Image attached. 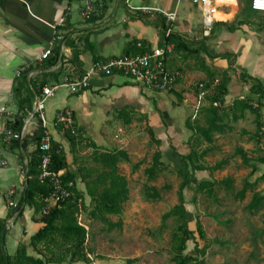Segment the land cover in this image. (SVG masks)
Segmentation results:
<instances>
[{
	"label": "crops",
	"instance_id": "obj_1",
	"mask_svg": "<svg viewBox=\"0 0 264 264\" xmlns=\"http://www.w3.org/2000/svg\"><path fill=\"white\" fill-rule=\"evenodd\" d=\"M249 1L215 0L214 23L204 34L205 11L200 0H95L87 19L80 14L82 0H0V107L11 112V119L22 116L25 138L24 147L13 139L3 141L8 121L0 116V219L12 208L7 204V191L15 190L17 203L26 184L22 160L28 161L36 146L32 140L39 123L35 104L36 97H43L39 88L42 81V88L58 85L53 95L45 97L42 125L66 154L65 169L76 172L77 186L82 191L85 188L78 168L91 164L89 155L95 149L120 148L135 163L139 160L134 154L142 156L151 133L159 141L161 160L172 163L171 145L179 153H186L184 146L192 134L187 119L193 114L196 97L193 84L207 83L211 76L219 79L227 72L229 80L223 100L235 102L242 100L241 96H257L249 87L256 81L264 89V12L249 8ZM162 12L175 14L171 32L182 43L179 49L170 44L172 50L165 60L168 69L181 73L173 89L157 91L137 84L119 71L104 75L91 70L96 59L124 54L133 44L141 43L146 50L161 45V21L166 24ZM62 17L64 23L59 26ZM66 35L68 40L63 38ZM49 45L51 53L56 46L60 51L51 64L46 63L51 54L41 58ZM72 45L79 51L80 72L72 70ZM17 69L21 75L16 74ZM77 72L87 74V85L71 93L64 82L73 80ZM29 91L34 93L31 109H19V99ZM206 104L205 98L203 107ZM64 108L72 111L77 136L82 138L75 146L54 121L55 114ZM260 113L264 118V106ZM246 116L244 113L239 117L231 131L214 134L213 139L231 134ZM251 138L252 133L246 139ZM127 163L120 162L119 170L128 178L131 166ZM84 199L89 204L86 194ZM38 217L29 206L19 216L13 213L8 217L4 244L9 254L15 252L19 243H29L30 236L40 227ZM27 250L33 253L31 247Z\"/></svg>",
	"mask_w": 264,
	"mask_h": 264
},
{
	"label": "trees",
	"instance_id": "obj_2",
	"mask_svg": "<svg viewBox=\"0 0 264 264\" xmlns=\"http://www.w3.org/2000/svg\"><path fill=\"white\" fill-rule=\"evenodd\" d=\"M250 8V7H249ZM252 9V8H251ZM163 29V39L166 43L172 44L174 49L181 47V40L172 32L165 36L164 30L167 25L161 21ZM66 37L68 40V36ZM162 45V43H161ZM76 46V45H75ZM71 64H73L76 71L80 72L81 63L78 58L79 51L72 45ZM146 50L144 45L137 47L133 44L127 53H136ZM59 47H53V53L47 58V64L54 63L59 56ZM77 72V73H78ZM76 73V74H77ZM236 73V72H235ZM82 75L81 73H78ZM77 74V75H78ZM21 75V74H20ZM26 78V74L24 75ZM245 77V75H241ZM210 80L205 83L208 89L206 95L207 104L200 110V112L193 117L189 116L187 119V126L192 130V134L188 140V152L181 154L175 147L171 145L172 149V164L176 166V173L179 177L177 187V201L168 210L161 215L162 226H166V221L172 219L174 224L169 232L168 252L170 254V261L173 264H201V259L198 256L185 252L189 241H193L194 250L200 254L204 253V249L199 247L198 242L195 241V233L199 238L205 239L203 226L199 219L195 221V229L189 227V219L185 206L184 190L192 183L195 184L194 191L203 196L217 202L218 198L215 193L216 187H220L225 191L232 190L233 178L226 176L222 179H201L194 178L195 171H216L224 168L229 164V159L223 158L214 164L208 165L203 162L210 151L213 143L214 134H222L233 129L234 123L239 117L244 116L246 110L252 111L255 125V132L252 138L256 142L261 143L262 137L260 134L263 126V119L260 113V105L257 108L253 106L247 99L236 100L233 107L222 108L212 105L213 101H222L223 96L227 92V83L229 77L227 72L221 74L218 83L212 86L215 77L211 76ZM254 81V80H253ZM43 81L39 83V88L42 90ZM250 92L259 96V99L264 98V89L261 88L259 82H254L249 87ZM37 92V91H36ZM34 93L29 91L25 97L19 99V109H31ZM23 114V112H22ZM22 116L13 118L7 122V128L18 132L22 126ZM124 123H129L130 119H122ZM233 124V125H232ZM47 134L45 127L40 122L37 125L33 141L36 143L32 151L30 159L26 164V184L23 187L21 197L18 199L16 206L12 207L5 218L0 219V264H63L67 260L69 264L80 262L87 264L90 250L87 246L89 231L84 224L78 221L80 214L87 212L91 218L98 219L105 224V230L111 231L119 229L122 226L121 217L116 221H111L109 216L120 215L122 213L123 204L129 199V186L127 176L120 172V162H130L129 155L126 151L119 149L111 151L93 150L89 155L90 165H82L78 168V175L81 182L84 184L85 191H82L77 186L76 172L70 171L66 168V154L58 145L50 138V152L51 163L50 168L54 171L63 170L61 179L63 182L71 181L69 186V195L62 201L51 205L46 213L42 215L41 210L45 206V198L51 192V183L47 179L40 180L38 178L39 169V139L42 135ZM67 136L71 144L75 146L77 140L82 141L81 137L72 135L70 131L63 132ZM148 147H154L150 163L144 167L143 172L148 181L153 180L169 167V164L161 160V150L158 147V140L149 133ZM12 140V139H11ZM15 140V139H13ZM77 142V143H76ZM207 143L203 145L201 150L196 148L198 143ZM15 143L25 146V138L16 139ZM87 146H93V143H88ZM86 146V145H85ZM80 144L81 148H85ZM235 155L240 156L243 164L249 165V176L256 171L255 161L264 164V153L257 157H250L241 147L235 148ZM253 161V162H252ZM143 160H139L131 164V172H134ZM192 180H195L194 183ZM264 183V170L259 172L252 180L248 177L242 182V186L233 193L235 199L244 200L247 192L251 193V198L244 205V208L250 214L259 212L264 207V193L257 191L259 183ZM166 185H163L165 188ZM168 188V186H167ZM90 198L89 204L85 203L84 195ZM143 195L147 199L155 200L160 197L158 188L152 185H146ZM29 206L34 209L35 214L39 217L37 222L40 227L34 232L30 238L29 243H19L15 252L9 254L5 248L4 239L2 238L4 228L7 224V219L13 213L16 217L19 216L23 208ZM28 247L32 248L33 253H28Z\"/></svg>",
	"mask_w": 264,
	"mask_h": 264
},
{
	"label": "rangeland",
	"instance_id": "obj_3",
	"mask_svg": "<svg viewBox=\"0 0 264 264\" xmlns=\"http://www.w3.org/2000/svg\"><path fill=\"white\" fill-rule=\"evenodd\" d=\"M246 99L259 104L260 110L264 106V98L259 99L258 95L253 99ZM251 112H244L246 118L236 124V130L231 134L214 138L219 143H212L210 153L203 159L204 163L211 165L227 158L229 164L221 170L194 172L196 180L222 179L229 175L234 181L232 190L225 191L216 187L217 202L196 193L193 183L184 190L189 227L195 229V221L199 219L205 233V239L199 238L195 233V241L204 249L203 254L194 250L193 241L188 242L185 252L198 256L201 264H264V207L259 212L250 214L244 205L251 198V193L247 192L242 201L233 197V193L242 186L245 178L252 180L264 169V164L253 158L264 153L262 140L259 144L254 137L250 141L246 139L256 130ZM262 119L264 127V118ZM260 134L263 136L264 130ZM205 144L207 143L203 142L195 146L201 150ZM145 147L140 158L138 152L134 154V158L143 160V163L136 171L129 173V199L123 204L122 213L109 216L111 221L121 217V228L107 231L102 221L91 218L87 212L80 215V222L89 231L87 246L91 249L92 260L89 259L87 264H173L168 252V240L174 222L168 219L166 226H162L161 215L176 203L180 179L175 170L176 166L163 159L169 167L148 181L143 169L150 163L154 147H148V143ZM184 147L188 152L189 145ZM237 147H241L255 161L256 171L253 175H248L249 165L243 164L240 156L234 154ZM131 164L130 161L126 166L130 167ZM123 169L125 166L121 168ZM146 185H155L160 191V197L155 200L145 198L143 191ZM257 191L264 193V183H259ZM63 264L69 263L64 260Z\"/></svg>",
	"mask_w": 264,
	"mask_h": 264
},
{
	"label": "built area",
	"instance_id": "obj_4",
	"mask_svg": "<svg viewBox=\"0 0 264 264\" xmlns=\"http://www.w3.org/2000/svg\"><path fill=\"white\" fill-rule=\"evenodd\" d=\"M83 6L80 10V14L83 18L87 19L90 17L93 12L95 5V0H82ZM203 11L204 18V34H208L211 29L214 19L212 14L216 11V5H214L215 0H200ZM249 7L254 11L264 12V0H250ZM157 10V9H156ZM161 12V11H160ZM167 28L164 30L165 36L171 33L173 22L175 20L174 13L162 12ZM64 23V18L59 19L57 25L61 26ZM52 27H56L55 24ZM61 37V36H59ZM137 47H141V43H137ZM172 50V45L166 43L165 39L162 41V45H159L150 50H144L136 53H127L120 54L116 56H111L108 58H98L96 59L91 67L93 71H99L104 75H109L112 72L119 71L130 77L134 82L139 85L149 87L157 91H170L174 88L178 79H180L181 73L179 70H171L166 67V56ZM52 45H49L48 48L44 50L41 55V58L44 59L51 54ZM74 71V67L72 66ZM21 70L17 69L16 74L20 75ZM71 80L70 78L66 79L64 85L67 86L68 90L71 93H75L83 89L87 85V74L77 75ZM218 79L215 78L212 84H217ZM194 85L196 89L195 105L193 108L192 116L195 117L201 110L203 102L206 98L208 89L206 88L205 82H197ZM58 85H46L42 88L43 97H36V114L38 120L42 122L43 119V110H44V100L45 97L53 95L54 91L57 89ZM239 99H245L242 96ZM233 100L230 101H213L212 105L216 107L228 108L233 105ZM253 106L257 108L258 104L256 102H250ZM0 116L10 121L11 112H9L4 106L0 107ZM12 120V119H11ZM55 124L59 125L63 130H68L72 135H78V129L75 125L73 113L70 109L64 108L59 110L55 114L54 118ZM23 129H20L18 132H14L10 128H5L3 131L2 139L7 141L10 139H22ZM261 130H264V127H261ZM260 130V131H261ZM50 136L49 134H44L39 139V169L40 173L38 178L40 180L47 179L51 183V192L48 197L45 198V206L41 210V215L46 213L51 205H54L57 202L64 200L69 195V186L72 184L71 181L63 182L61 179L62 171H54L50 168L51 163V152H50ZM26 164L27 161L22 160L23 172L26 175ZM21 194V193H20ZM7 195V204L9 207L16 206L15 195L16 192L14 189H9L6 193ZM81 215V214H80ZM80 218V216H79ZM78 218V221L80 222ZM87 256L92 260L91 254Z\"/></svg>",
	"mask_w": 264,
	"mask_h": 264
},
{
	"label": "water",
	"instance_id": "obj_5",
	"mask_svg": "<svg viewBox=\"0 0 264 264\" xmlns=\"http://www.w3.org/2000/svg\"><path fill=\"white\" fill-rule=\"evenodd\" d=\"M7 228H8V225H6L5 228H4V232H3V236H2L3 239L5 237V232H6Z\"/></svg>",
	"mask_w": 264,
	"mask_h": 264
}]
</instances>
